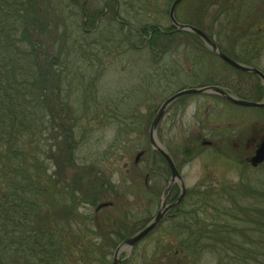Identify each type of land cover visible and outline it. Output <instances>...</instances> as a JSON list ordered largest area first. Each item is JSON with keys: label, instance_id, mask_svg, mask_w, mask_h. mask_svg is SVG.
Instances as JSON below:
<instances>
[{"label": "trees", "instance_id": "obj_1", "mask_svg": "<svg viewBox=\"0 0 264 264\" xmlns=\"http://www.w3.org/2000/svg\"><path fill=\"white\" fill-rule=\"evenodd\" d=\"M68 1L74 6L80 3ZM125 1L135 5L133 0ZM221 2L216 14L225 23L217 31L219 47L236 61L258 67L259 58L264 59V0ZM50 3L52 0H0V264H94L96 257L101 264H112L107 255L128 238L127 229L107 231L103 236L100 232L92 242L99 237L101 242L91 245L90 240L87 245L82 235L88 236L94 218L79 211L81 206L96 207L106 197L121 196L117 192L121 184L114 183L106 169L79 165L76 160L83 144L78 138L80 124L89 115L97 116L98 109L90 111L93 91L89 86L82 88L81 81L78 84L87 99L80 108L72 103L71 96L78 90L73 84L75 72L63 55L66 40L65 35H58L60 23L47 16ZM139 5L142 11L151 9L149 1L140 0ZM197 27L211 39L216 36L213 27ZM153 32L155 38L160 37L159 31ZM184 35L193 36L183 32L174 37ZM221 42L231 48H224ZM125 43L130 44L128 39L121 42ZM156 45L149 43L151 50L159 48ZM257 82L254 96L248 88L236 85L227 91L257 101L255 96L264 93ZM227 85L221 78L215 83L221 89ZM183 154L191 156L188 150ZM241 186L244 191L240 187L221 195V212L212 205L218 198L214 191L205 192L201 204H191L194 214L176 236L181 239L180 253L198 257L204 252H223L229 262L238 264L264 257V231H256L264 229V217L252 214L264 213V209L247 200L249 194L257 196V190L248 183ZM228 197L234 209L225 205ZM240 212H246L245 217ZM149 221L140 219L142 224ZM169 254L172 260L179 258L167 251L165 260Z\"/></svg>", "mask_w": 264, "mask_h": 264}, {"label": "rangeland", "instance_id": "obj_2", "mask_svg": "<svg viewBox=\"0 0 264 264\" xmlns=\"http://www.w3.org/2000/svg\"><path fill=\"white\" fill-rule=\"evenodd\" d=\"M62 1L64 2L61 3ZM85 1L80 0V3L74 6L68 0H52V3L48 4L47 16L51 19L53 18L52 21L55 20L57 23H60L58 35H65L63 36L64 40H66V43L63 44L65 51L63 55L69 59L70 66L73 68L71 72H75V76H71L73 84L75 83L78 87V90L71 96L73 105L80 108L84 104L83 99H87V96L83 94L81 86L82 88L89 86L94 93V99L90 101L91 106H89L91 107V112L96 111V109L100 112L109 109V112H106V114L107 116H111V112H114L113 110L119 109V112H116L117 116L121 112L120 114L122 115H119V117L126 118L125 121L121 120L120 124L114 122V118L108 120V122L105 118L99 119L98 117L89 115L87 116L88 119L80 124L78 130V138L79 140H83V144L78 148L76 157L79 165H92L100 169H106L110 178L112 177L111 179L116 184H123L125 186L123 188L125 189L124 198L118 199L116 197V199H109L118 203L117 209L119 211L110 208V210L101 213L102 217L99 218L101 224L96 226L97 222L92 221L93 224L89 223L90 233L88 236L82 235L84 237L83 243L87 245L91 243L93 245L101 242L100 237L92 242V239L98 233L115 229V226L113 227L109 224L113 223L115 219H122L125 211L130 209L127 208L128 205L133 206L128 211L129 215L132 214V217L129 216L124 219L128 222L129 228L125 232L128 238L136 235L142 228L145 229L155 216L154 212H152V215L147 217L150 221L142 224L139 217L144 216V214L140 213L138 215L136 213L141 210L143 211L142 208L144 206L142 202L143 200L146 202V199H141L140 195L144 193V187H146L145 179L153 163L149 140L144 139L140 141L137 136L136 114L141 111L142 116H148L154 106L156 108L159 107L172 93L174 94L185 87H189L190 83L192 85L197 84L190 80L204 81L208 79L207 75L209 74V70H211L210 68L215 69V72H219L218 77L221 76L222 83H228L226 90L231 89L235 85L242 89L249 88L250 90L257 85V81L252 76L249 75L250 77H248V75L227 66L218 58L209 55V51L201 47H199L196 54L202 56L203 63H196L192 60L193 57L190 54V51L194 52L195 50L194 46H192L193 40H187V38L171 44L169 51L166 50L167 48L161 50L158 47L153 48V51L147 43L141 42L136 43V46L141 48L134 49L131 47L132 44L128 43L129 46L126 43L121 44V42L117 41L118 44L112 45L113 43H110L107 45L109 50H114L113 53L107 54L110 51L104 53L102 52L104 48L102 47L103 44L99 43L101 41L99 39L102 36L101 34L88 38L83 37L84 34H82L81 30L84 20L82 5ZM133 1L136 9H132V11H127L126 8L125 11L123 9L120 10V18L124 21H128L138 29L152 24H159L162 28H169L171 26L167 18L168 11L174 0H145L151 2V9L144 11L141 10L139 5L140 0ZM221 1L184 0L180 7H178L179 11L177 15L179 17L176 19L181 23H197L201 20V24H205L206 28L213 27L216 30L213 34L218 39L217 31L225 23L222 20L223 16L219 15L217 17L218 15L216 14L221 8L219 7L222 4ZM106 2L107 0H87L86 5H88L85 9L90 14L92 13L91 7H98L103 12ZM110 9L109 17H112L116 5L111 3ZM260 9L263 10L262 7ZM218 18L219 22L217 21ZM108 21H110V18L106 19V26H102L105 29L109 23ZM87 29L91 28L88 27ZM125 31L129 32L128 29H125ZM222 45L226 49L231 48L227 42H224ZM238 46L239 48L237 49L240 54L242 48L240 45ZM176 48H179V52H176ZM184 49L189 52V60L182 56ZM160 50L164 54H160ZM262 56L264 57V55ZM231 57L233 58V56ZM257 63L259 64L258 69L264 71V59L259 58ZM199 65V69L206 73L202 74L201 72L199 74L201 77L198 79L193 77L189 79L188 76H192L191 72H194ZM178 80L180 82H177ZM79 81H81V86L78 84ZM150 95L154 96L153 99L144 103V100L150 99ZM263 101L264 95L259 102ZM139 104H141V108ZM177 110V115L173 118V114ZM220 114L221 118H218ZM170 115L173 119L162 123V129L166 135L164 134L165 136L161 140V143L168 148L170 146L173 150L180 148L187 149V147L191 149L193 146L199 145L196 143V139L200 133L206 140L213 142L219 139V133H225L224 136L229 140L228 142L232 138L236 140L239 136L242 139H246L245 136L249 132H252V130L258 136L264 134V111L260 112L256 109H243L228 105L223 100L220 101V99H216L212 95L201 94L185 97L181 102L178 101L172 105ZM123 125L128 129L127 132L129 134L127 136L122 134V130L125 128ZM145 127L146 132H148L149 128ZM228 142H224V156H218L214 151L203 147L194 153L190 151L192 155L187 159L190 163L182 168L187 180V189L194 190L197 184L205 182L204 191L208 193L214 191L216 193L218 198L216 203L213 202L212 205L216 206L218 212H221L223 209L222 201L220 200L221 195L225 192L227 193V190L230 192H233L234 189L239 190L240 187L242 188V183H248L251 188L257 190L256 193L259 196L249 194L247 196L248 202H254L259 206V209H264V164L256 169L252 168L250 164H245L246 159L250 157V153L244 147L239 151V156L236 152L234 154L228 152L230 146ZM142 150L148 151L147 155H145L147 157L143 158L142 162L139 159L140 165H136V156ZM70 174H72L71 171ZM242 190L244 191L243 188ZM227 199L225 205H229L234 209L235 205L230 204L231 200L229 197ZM240 200L235 198L236 202H240ZM94 210L95 208L89 209L88 207L81 206L79 212L94 217L96 216ZM250 211H252L251 207ZM122 212H124L123 215H121ZM245 213L240 212L239 214L245 217ZM252 214L256 217H264V213L254 212ZM137 217L138 219H135ZM189 219L190 217L187 219V223ZM201 219L204 220V215L201 216ZM183 222L185 220L183 221L181 218L175 222H164V224L160 225L153 233L141 241L133 249L131 255L128 256L127 253L122 254L120 257L121 264L125 262L126 264H218L219 261L222 264L233 263L229 262V258L223 252H204L198 257L194 254L184 256L186 254L180 253L181 239L176 237L179 231H175L172 228L178 226L177 228L180 229V224ZM261 228H258L256 231L263 232L264 229ZM246 231L249 230L246 228ZM114 251H111V254L107 255V259L111 263L114 259ZM167 251L171 252L172 255L177 253L179 258L172 260L173 257L169 254L170 257L165 260L163 255ZM78 255L80 256V254ZM160 255L162 256L159 257ZM76 257L77 259L79 258L77 255ZM95 259L97 261H94V264H101L102 260L100 258L96 257ZM257 259L260 260V264H264V257L262 255L252 258L250 260L251 264H256Z\"/></svg>", "mask_w": 264, "mask_h": 264}, {"label": "flooded vegetation", "instance_id": "obj_3", "mask_svg": "<svg viewBox=\"0 0 264 264\" xmlns=\"http://www.w3.org/2000/svg\"><path fill=\"white\" fill-rule=\"evenodd\" d=\"M86 1L82 5V13H83L84 20H83L82 25H81V30H82V34H84L83 37L84 38H88V37H92V36H96V35H100L101 34L102 36L99 37V39L101 41H99V43L103 44L102 47H104V48H103L102 52H104V53L110 51L107 54H109V53L111 54V53L114 52L113 49H111L113 51L109 50V47L107 46L110 43H113L112 45H114L116 43L118 44L117 41L123 42L126 39H128V42H130V44H133L134 49L141 48V47H137L136 46L135 43H137V42L147 43V45H149L150 42H154V44L156 42V44H157L156 46H159V48H161V50L167 48L166 50L169 51V49L171 48V44L176 43L178 40L181 41V39L183 40L184 38L185 39L187 38V40H193V45L192 46H194L195 50H194V52L190 51V54L193 57V59L192 58L191 59L194 60L196 63H198V64H200L201 62L203 63L202 56L196 54V52L198 51L199 47H201L203 49H206L207 51H209L208 52L209 55H212L213 57L218 58L219 60H221V58H219L215 53H213L210 50V48L203 42V40L201 38H199L198 36H196L194 34H193V36L184 35V36H180V37L179 36L178 37H174L175 33H183V32L176 31V28L173 27L172 22L169 19L170 18L169 13H170L171 7H172L174 2L171 4L170 9L168 11V18L167 19H169V22L171 24V26L169 28L168 27L167 28H162L159 24H156V25L152 24V25H148V26H145V27H141L142 29L141 28L138 29L134 25L130 24L128 21H124L123 19L120 18V12H121L120 10L123 9L125 11V8H126L127 11L128 10L132 11V9L133 10L136 9L135 8L136 5H134V6H131V5L126 6L128 3H126L125 0H107L106 5H105V10L103 12L101 10H99L98 7H91L92 13L90 14L85 9L86 6L88 5V4L86 5ZM183 1L181 3H183ZM111 3L116 5V9L114 10L115 12L113 13L112 17H109L110 16V10H111L110 9V4ZM181 3L179 4L178 7H180ZM178 7H176V11H175L176 18L179 17L177 15V13L179 11ZM107 18H110V21H108L109 23H108V25H107V27L105 29V27H102V26H106L105 25L106 24L105 21H106ZM183 24H188V25H192V26H196L197 27L198 25H201V20L198 21L197 23H192V22L191 23H187V22H185ZM87 26L89 28H91V29H87L88 28ZM125 29H128L129 32H126ZM153 30L159 31L160 32V37H156L155 38ZM145 32L147 33V36L145 35ZM184 33H189V32H184ZM135 35H137V36H135ZM212 40L217 45H220V40L218 41V39H216V37L213 38ZM118 48L120 49V47H118ZM178 49L176 48V52H179ZM160 54H164V52L161 51ZM188 55H189V52L184 49L182 51V56L185 59H188ZM156 56H157V54H156ZM227 56L232 58L230 55H227ZM221 62L226 64L223 60H221ZM226 65L228 66V64H226ZM182 67H183V64H182ZM199 67H200V65L197 67V69L194 70V72H191L193 75L192 76H188L189 79L191 77H193L195 79H198L199 77H201L199 74L201 72L203 74L205 71L200 70ZM187 68H189V67H187ZM198 69H199V71H197ZM210 69L211 70H209V74L207 75L208 79H206L204 81H201V80L200 81L190 80V81H192L194 83H197V84L192 85V83H190L189 87H185L183 89L196 88L197 85H198L197 88L215 86V83L217 82L218 79L220 80L221 76L218 77V73L219 72H215V69H212V68H210ZM252 78L256 79V81L260 80V79L258 80V78L255 77V76H253ZM170 81H171V78H170ZM170 81H169V83H171ZM181 81H183V80H181ZM177 82H180V81L178 80ZM257 84H258V82H257ZM260 84H261V82H260ZM261 86L264 89L262 84H261ZM183 89H181V90H183ZM255 89L256 88H254V87H252L250 90L248 88V90L250 91L251 95H253V96H254ZM181 90H179L177 92H180ZM177 92H175V93H177ZM174 94L172 93V95H174ZM93 95H94V93H92V95H91L92 96L91 100L94 99ZM172 95H170L168 98H170ZM208 95H212V94H208ZM263 95L264 94H262L261 96L263 97ZM212 96L215 97L216 95L215 96L212 95ZM261 96L258 95V96H255V97L257 98V100H259ZM153 97H154L153 95H150V99L149 100H144L143 102L146 103V102L152 100ZM216 99H218V98H216ZM178 101L181 102L180 99L177 100L176 102H178ZM164 102H162V104L159 107H157V108H156V106H154L153 107L154 110L152 109V111L150 112V114L148 116L147 115L142 116L141 111H139L136 114L137 115V128H138V130H137L138 131V135L137 136L140 139V141L144 140V139H148L149 140L148 142H149L151 154L153 156V163H152V165L150 167V172L146 176V179H145L146 187H144L145 188L144 193L142 195H140V198L141 199H143V198L146 199V202H144V200L142 202L143 206H144L142 208L143 211L141 210V211L136 212V213L138 215L140 213L144 214V216L139 217V219H142V218H146L147 219V217L152 215V212H154L155 216L152 218V220H153V219H155L158 216L160 211H162L163 209H166V212L164 214V217H163L162 221L160 222V224L156 228H158L160 225L164 224V222H169V221L175 222V221L179 220L180 218L183 219V221L185 220V222L180 224V226L186 227L188 225V223H186L187 222L186 220L189 218V216L194 214V213L190 212L191 211V206L189 207V205H191L192 203H195L197 201L200 203L203 200V194L206 191H204V189H203L205 187V185H204L205 182H200L199 184H197L195 186L196 188L194 190H188L187 189V186H186L187 185V180H186V177H185V175L183 173V169L182 168L185 165L189 164L190 161L187 160L188 157H185L183 153L186 150H188V153H190V151H192L194 153L195 151H199V149L201 147H203V148H208V149L214 151L218 156H224L225 155V143L224 142L225 141L228 142L229 140H227L225 138V136H224L225 133H223V134L219 133L218 134L219 139H217L214 142L213 141H208L200 133L198 138L196 139V143H198L199 145L193 146L191 149H189V147H187V149L180 148V149L173 150L170 146L168 148L167 146L162 145L161 140H163L164 136L166 135L165 131L162 129V125H163L162 123H165V122H167L170 119H173L177 115V112H178V110L176 112H174L175 114H173V118L171 117L170 109H171L172 105H174L176 103V102H174L171 106H169V108L165 112V115L163 116V118L161 120V123L159 124V127L157 129V133L155 134V135H157V138H158L163 150L166 153H168L171 156V158L173 159L174 165L176 166V168H177V170H178V172L180 174L181 179H176L175 181H172V171H171L170 167L168 166L167 161L165 160L163 155H161L157 150H155L152 147L151 142H150V130H151V125H152L151 123H153L155 117L157 116V113L159 112V110L162 107V105L164 104ZM223 102H226V101L223 100ZM139 107L141 108V104H139ZM113 111L115 113L111 112V114L112 115L114 114L113 116H116V117L107 116L106 112L108 113L109 109L104 110V111L102 110V112H100L98 110L95 113L96 115L97 114L98 115L95 116V117H98L99 119L105 118L107 121L111 120L112 118H114V122H118L120 124H121V122H120L121 120L122 121L126 120V118L119 117V115H122V114H120L121 112L117 116L116 112L117 111L119 112V109L113 110ZM127 116H129V115H127ZM218 118H221V114H220V116H218ZM145 126H147L149 128L148 132H146V127ZM124 127L125 128H123L122 134L127 136L129 134L127 132L128 129H126V126H124ZM240 135H242V134H240ZM245 137H246V139H242V137L239 136L236 140H234V138H232L230 140L231 143L228 142L229 145H230L228 152H232L233 154L236 152V153H238V156H239V151L241 150L242 147H244L245 150L248 153H250V157L248 159H246V161H245V164L247 163L249 165L250 164L249 161L255 156L256 150H258V148L260 147V145L262 144V142L264 140V134H262L261 136H258V134L255 133L252 130V132H249ZM147 152H148L147 150H142L139 153V154L142 153V155H141L142 159L140 158L141 162H142L143 158L147 157V156H145V155H147ZM190 155H192V154L190 153ZM196 157H195V159H197ZM139 162H135V164L136 165H140ZM262 165L263 164H261L260 166H258L256 168H259ZM120 186H121V188L118 189L117 192L122 194L121 196L120 195H114V196L106 197L105 199L100 201L99 204L96 207H92V206L88 207L89 209L95 208L94 211H95L96 216H94V217L92 216V218H94V222H97L96 225H100L101 224L100 221H99V218L102 217L101 213H103V212H105L107 210H110V208H113V210H118L117 209V204L118 203L114 202V201H111L109 199L110 198L111 199L112 198L116 199V197L118 199L124 198L125 189H123V188L125 186L123 184H121ZM102 204H110V205L105 207V208H102V210L96 211L98 209V207L100 205H102ZM187 207H189V208H187ZM127 208L132 209L133 206L128 205ZM130 209H127L125 211V215H123L124 212L121 213V215L124 216L122 219H115V220H113L114 222L110 223L109 225L113 226V227L115 226L116 231L117 230L124 231V230L128 229L129 228L128 227V222L126 220H124V219L126 218L128 210H130ZM129 216L132 217V214L129 215ZM129 216L127 215V217H129ZM135 219H138V217L135 218ZM107 220H105V221L108 222ZM177 227L178 226L173 227L172 229L175 230V231H179ZM101 228H103V227H101ZM109 231L112 232L113 229H110ZM105 233L106 232L101 233V234L104 235Z\"/></svg>", "mask_w": 264, "mask_h": 264}, {"label": "water", "instance_id": "obj_4", "mask_svg": "<svg viewBox=\"0 0 264 264\" xmlns=\"http://www.w3.org/2000/svg\"><path fill=\"white\" fill-rule=\"evenodd\" d=\"M182 1L183 0H175L171 7L170 13H169L170 15L169 19L171 20L173 27L176 28V31L189 32V33L197 35L199 38L203 40V42L210 48V50L213 53H215L219 58H221V60H223L226 64L231 66V68H234L238 71H241L247 74H252V75L257 76L259 79H261L263 83V87H264V74L260 70H258L255 67L247 66L244 64L241 65V63L229 58L222 52V50L219 48L217 44H215L210 38H208V35L205 34L203 31L191 25L181 24L175 19L176 7H178ZM201 94H215V95L222 97L223 100H226L227 102L233 105L243 107V108L245 107V108H251V109H264V101L263 102H250V101H245L244 99L241 100L234 96L232 97L230 93H228L227 91L219 87H204L201 89L200 88L186 89L168 98L164 102L162 107L160 108L153 123H151L152 125H151V130H150V142H151L152 147L155 150H157L161 155H163V157L167 161L168 166L170 167L172 171V181H175L176 179H181L180 174L176 166L174 165L173 159L168 153H166L163 150L157 138V135L155 134L157 133L159 124L161 123V120L163 116L165 115V112L167 111L169 106H171L174 102L184 97L201 95ZM141 155L142 153L136 156L137 157L136 162L139 161V159L141 158ZM249 162L253 167H258L259 165L264 163V140L262 144L260 145V147L258 148V150H256L255 156ZM109 205L110 204H102L98 207L96 211L102 210V208H105ZM165 212H166V209H163L162 211H160L158 216L155 219H153V221H151L148 224V226L145 227V229H142V231L138 232L133 237H130L124 240L114 251L115 253H114V259H113L112 264H121L122 261L120 257L124 253H127L128 256L131 255L135 246H137L141 241H143L147 236H149L155 230V228L160 224V222L162 221L164 217Z\"/></svg>", "mask_w": 264, "mask_h": 264}]
</instances>
